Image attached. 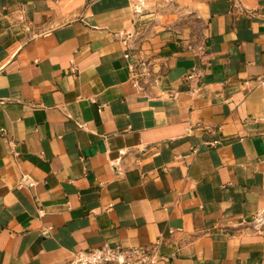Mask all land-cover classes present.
I'll return each instance as SVG.
<instances>
[{
  "label": "crops",
  "instance_id": "crops-1",
  "mask_svg": "<svg viewBox=\"0 0 264 264\" xmlns=\"http://www.w3.org/2000/svg\"><path fill=\"white\" fill-rule=\"evenodd\" d=\"M186 1L0 0V264H264V0Z\"/></svg>",
  "mask_w": 264,
  "mask_h": 264
},
{
  "label": "rangeland",
  "instance_id": "rangeland-1",
  "mask_svg": "<svg viewBox=\"0 0 264 264\" xmlns=\"http://www.w3.org/2000/svg\"><path fill=\"white\" fill-rule=\"evenodd\" d=\"M139 11V31H156L165 28L188 29L194 37L201 36V19L186 0H135ZM264 222V212L260 217Z\"/></svg>",
  "mask_w": 264,
  "mask_h": 264
},
{
  "label": "built area",
  "instance_id": "built-area-1",
  "mask_svg": "<svg viewBox=\"0 0 264 264\" xmlns=\"http://www.w3.org/2000/svg\"><path fill=\"white\" fill-rule=\"evenodd\" d=\"M260 84H264V80H261ZM218 143L220 141L215 140L211 145ZM160 243L161 239H158L150 246L131 248L105 244L101 247L74 252L72 258L65 264H155L161 259L158 249Z\"/></svg>",
  "mask_w": 264,
  "mask_h": 264
}]
</instances>
